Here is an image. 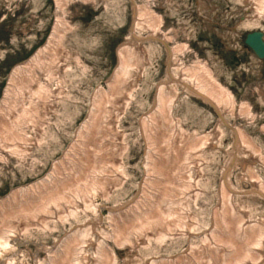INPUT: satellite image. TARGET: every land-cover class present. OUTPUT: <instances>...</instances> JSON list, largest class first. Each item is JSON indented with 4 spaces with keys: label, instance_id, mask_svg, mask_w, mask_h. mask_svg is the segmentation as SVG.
Masks as SVG:
<instances>
[{
    "label": "bare ground",
    "instance_id": "6f19581e",
    "mask_svg": "<svg viewBox=\"0 0 264 264\" xmlns=\"http://www.w3.org/2000/svg\"><path fill=\"white\" fill-rule=\"evenodd\" d=\"M70 1L56 0L57 10ZM131 1L133 20L117 50L118 67L106 91L95 88L91 92V107L74 141L43 179L12 190L0 201V264L25 260L23 253L20 260L7 256L12 248L9 239L49 233L57 223L79 219L62 241L40 246L50 251V261L39 264H116L110 243L127 250L126 264L128 260L130 264H264V177L260 173L264 152L255 139L228 120L226 115L236 111L232 95L210 79L206 64L184 66L179 57L187 47H168L169 37L158 34L161 17L148 5ZM245 2L253 7L247 24H257L264 17V0ZM67 29L66 23L56 20L46 44L10 73L0 100L2 164L12 157L20 167L29 148L39 145L47 113L60 104L64 108L66 85L61 74L71 69L67 65L70 56L62 48ZM138 30L145 35H137ZM149 41L165 47V76L156 85L153 106L138 120V136L146 144L142 169L150 176L128 197L117 193L128 179L123 156L134 141L127 139L119 124L149 64V47L143 44ZM41 76L52 83L50 89L40 82ZM181 92L216 112L218 125L209 137L181 126V118L174 113ZM238 114L253 120L247 103L239 106ZM25 123L28 132L20 127ZM223 127L230 131L233 147L219 169L217 202L208 219L200 221L199 203L206 196L201 189L210 183L209 154L204 150L216 149L211 140L224 137ZM235 169L238 182L248 183L249 188L234 184ZM193 170L198 172L196 180Z\"/></svg>",
    "mask_w": 264,
    "mask_h": 264
},
{
    "label": "rangeland",
    "instance_id": "374dc122",
    "mask_svg": "<svg viewBox=\"0 0 264 264\" xmlns=\"http://www.w3.org/2000/svg\"><path fill=\"white\" fill-rule=\"evenodd\" d=\"M133 1L136 5H148L161 17L162 24L158 34L163 38L169 37L166 41L168 47L176 44H184L187 47L185 53L179 57L184 66L194 63L206 64L210 79L217 87L232 95L236 111L233 116L226 115L228 120L255 139L264 152V132L260 131V128H264V60L257 59L250 50L243 47L246 33L254 30L264 32V17L257 24H247L249 18H252L253 7L245 0ZM15 5L22 7L18 8L19 11L13 16ZM25 5L29 7L25 9ZM1 16L4 20L0 19V100L11 73L5 69H11L21 60L24 55L20 51L27 47L30 46L28 51L32 54L20 64L27 62L42 48L53 31L56 20H62L68 27L64 33L62 48L68 53L67 56H70L67 65L71 66V69L67 74H61L66 85L64 108L60 104L54 112L50 113V110L47 113L39 145L29 148L20 167L12 157H8L7 164L0 162V201L6 199L12 190L43 179L52 168L53 162L60 159L74 141L76 131L91 107V92L95 88L106 91L107 82L118 67L117 50L125 42L131 28L133 4L131 0H73L68 2L62 11H58L56 0H0ZM6 23L7 27L12 26L7 28ZM136 34L143 36L145 32L138 30ZM143 44L149 47V64L136 82L134 100L128 105L119 124L127 139L134 141L133 147L123 156L128 179L117 193L127 194L128 197L137 192L142 179L150 176L142 169L146 144L143 138L138 136V120L153 106L156 85L164 78L166 68L165 47L152 41ZM75 60L79 64H76ZM7 61L9 66H4L2 62ZM41 81L51 88L52 83L47 84L44 76H41ZM69 96L72 101L68 100ZM242 103L248 104L253 120L238 114ZM174 113L177 114L176 117L181 118V126L184 129H194L206 137H209L218 125L216 112L209 104L194 96H187L184 92L180 94ZM20 127L27 132L30 129L26 123ZM223 129V138L211 140L217 150H204L209 154L208 176L211 184L201 189V194L206 196L199 203L200 221L208 219L209 210L217 202L215 194L219 169L227 163V152L233 147L234 139L230 131L226 127ZM261 170L260 173L264 177V169ZM238 172V169L233 171L234 184L249 188L248 183L238 182ZM191 174L192 179L196 180L198 172L193 170ZM65 194H68V191ZM95 203L108 204L101 200H95ZM101 210L102 214L106 215V210ZM259 211L255 214H260ZM80 221L82 219H79ZM77 222L71 220L64 224L57 223L56 230L45 234L32 232L33 237L11 238L8 242L12 248L7 252V256H17V260H20V254L23 253V264L49 263L50 251L40 249V246H51L57 241H62L65 233ZM110 245L116 264H126L127 250L119 249L112 243ZM132 258L130 256V260Z\"/></svg>",
    "mask_w": 264,
    "mask_h": 264
},
{
    "label": "water",
    "instance_id": "95a60500",
    "mask_svg": "<svg viewBox=\"0 0 264 264\" xmlns=\"http://www.w3.org/2000/svg\"><path fill=\"white\" fill-rule=\"evenodd\" d=\"M244 42L259 59L264 58V35L262 32L253 31L248 33Z\"/></svg>",
    "mask_w": 264,
    "mask_h": 264
}]
</instances>
